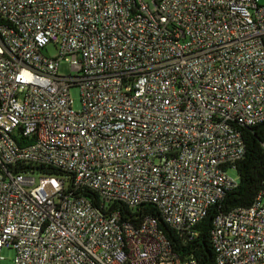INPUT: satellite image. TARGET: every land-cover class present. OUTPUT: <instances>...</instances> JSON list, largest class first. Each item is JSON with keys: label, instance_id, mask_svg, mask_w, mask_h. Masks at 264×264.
Instances as JSON below:
<instances>
[{"label": "built area", "instance_id": "2783aa9c", "mask_svg": "<svg viewBox=\"0 0 264 264\" xmlns=\"http://www.w3.org/2000/svg\"><path fill=\"white\" fill-rule=\"evenodd\" d=\"M262 123L259 0H0V263L199 264L143 208L196 240ZM210 239L264 264V185Z\"/></svg>", "mask_w": 264, "mask_h": 264}, {"label": "trees", "instance_id": "16d2710c", "mask_svg": "<svg viewBox=\"0 0 264 264\" xmlns=\"http://www.w3.org/2000/svg\"><path fill=\"white\" fill-rule=\"evenodd\" d=\"M241 133L246 145V153L237 164L239 185L236 189L228 192L221 203L211 208L208 216L197 227L199 235L196 240L185 245L181 242L177 232L165 224L156 207L148 205L143 208L146 214L158 220L160 230L172 243L174 251L182 257H194L199 264H215V252L210 239V230L215 217L234 208L251 206L264 185V149L262 146L264 123L251 128H243ZM39 170L45 173L42 168ZM47 173L59 175L56 172Z\"/></svg>", "mask_w": 264, "mask_h": 264}, {"label": "rangeland", "instance_id": "374dc122", "mask_svg": "<svg viewBox=\"0 0 264 264\" xmlns=\"http://www.w3.org/2000/svg\"><path fill=\"white\" fill-rule=\"evenodd\" d=\"M261 4H264V0H259ZM46 55L50 57H54L57 54V51L54 49L53 46H50L47 48V52L45 53ZM59 73L61 75H69L71 73V67L69 62L67 61H61L60 66H59ZM71 98L74 100V109L75 110H80L81 109V96H80V90L79 88H73L71 90ZM228 175L232 177L235 180H238V174L237 171L231 170L228 172ZM38 178V175L35 176ZM2 257L3 261L0 264H14V257H15V252L12 248H4L2 250Z\"/></svg>", "mask_w": 264, "mask_h": 264}]
</instances>
